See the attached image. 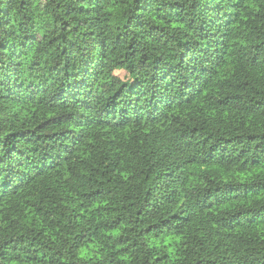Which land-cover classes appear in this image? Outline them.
Masks as SVG:
<instances>
[{
	"label": "trees",
	"instance_id": "obj_1",
	"mask_svg": "<svg viewBox=\"0 0 264 264\" xmlns=\"http://www.w3.org/2000/svg\"><path fill=\"white\" fill-rule=\"evenodd\" d=\"M0 264H264V0H0Z\"/></svg>",
	"mask_w": 264,
	"mask_h": 264
},
{
	"label": "rangeland",
	"instance_id": "obj_2",
	"mask_svg": "<svg viewBox=\"0 0 264 264\" xmlns=\"http://www.w3.org/2000/svg\"><path fill=\"white\" fill-rule=\"evenodd\" d=\"M116 73H117L118 75H120V76H123V75H124L122 71H116ZM81 254H82V252H81Z\"/></svg>",
	"mask_w": 264,
	"mask_h": 264
}]
</instances>
